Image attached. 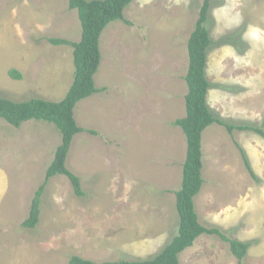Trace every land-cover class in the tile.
Returning <instances> with one entry per match:
<instances>
[{
  "label": "rangeland",
  "instance_id": "obj_1",
  "mask_svg": "<svg viewBox=\"0 0 264 264\" xmlns=\"http://www.w3.org/2000/svg\"><path fill=\"white\" fill-rule=\"evenodd\" d=\"M203 3L134 0L125 21L103 32L95 85L104 90L76 106L86 132L67 157L84 195L65 176L50 179L34 229L22 224L61 134L45 121L17 128L0 119V264L148 260L178 234L187 142L174 123L186 115L187 45ZM206 27L209 107L227 124L264 131V0H211ZM81 32L69 0H0V97L61 101L73 82V48L50 40L78 42ZM202 150L200 223L250 243L243 264H264V137L213 124ZM179 261L239 264L229 243L206 234Z\"/></svg>",
  "mask_w": 264,
  "mask_h": 264
},
{
  "label": "trees",
  "instance_id": "obj_2",
  "mask_svg": "<svg viewBox=\"0 0 264 264\" xmlns=\"http://www.w3.org/2000/svg\"><path fill=\"white\" fill-rule=\"evenodd\" d=\"M133 1L69 0V9L77 10L79 15L81 39L78 42L62 39L50 40L53 45H69L73 48V82L61 101L51 102L42 98L14 101L0 97V119H4L17 128L26 121H45L55 125L61 134V142L47 169L45 183L35 193L29 217L22 224L27 229H34L38 225L45 186L53 177L59 175L67 177L75 194L79 197L84 195L81 180L67 168V157L75 136L86 132L77 124L75 108L81 101L104 90L98 89L95 85V75L99 71L102 60L100 40L103 32L111 24L117 21H125L124 12ZM210 7L211 0H204L195 28L188 41L189 65L185 77L188 89L185 96L186 115L174 123L182 130L187 142L181 188L175 194L176 209L179 216L178 234L152 259L95 263L74 256L70 259L69 264H180V254L192 247L195 241L205 234L218 236L229 243L230 250L239 260V264H243L242 261L247 255L250 243L231 239L218 228L205 227L200 223L195 209V198L204 185L202 138L205 130L213 124H219L230 133L234 130L255 131L264 137V131L261 129L225 123L215 115L208 105V93L213 87L206 72L207 52L213 44L206 27ZM9 73L14 79H22V75L16 70H11ZM88 132L95 135L92 130ZM245 162L251 171L246 158Z\"/></svg>",
  "mask_w": 264,
  "mask_h": 264
}]
</instances>
